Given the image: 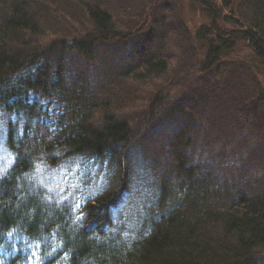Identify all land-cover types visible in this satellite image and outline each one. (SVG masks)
I'll list each match as a JSON object with an SVG mask.
<instances>
[{
	"label": "trees",
	"instance_id": "trees-1",
	"mask_svg": "<svg viewBox=\"0 0 264 264\" xmlns=\"http://www.w3.org/2000/svg\"><path fill=\"white\" fill-rule=\"evenodd\" d=\"M185 1L0 0V264H264V0Z\"/></svg>",
	"mask_w": 264,
	"mask_h": 264
},
{
	"label": "rangeland",
	"instance_id": "rangeland-1",
	"mask_svg": "<svg viewBox=\"0 0 264 264\" xmlns=\"http://www.w3.org/2000/svg\"><path fill=\"white\" fill-rule=\"evenodd\" d=\"M164 6H166L169 10V13H172L176 16H178V19L176 20L175 18L171 17V16H167L164 18V21L167 22V24L169 25L168 28L170 27H173L174 25H176V21H179V24L181 25V22L183 23V25L181 26L180 28V32L182 33L183 30H184V26L185 28L187 29L188 26H191L193 27L196 23L200 24V20L203 16V10L198 8L197 9V6L194 4V3H189L185 0H163V2H161ZM168 13V14H169ZM178 24V25H179ZM86 26H88V24H85ZM208 25H211V20L210 18H207L206 22L204 24H202V26H208ZM89 28V27H87ZM205 31V30H204ZM187 34H189L188 30H187ZM173 39V36L171 35L170 38H169V49L167 50V52H177V47H175L172 43H181V40L178 39L177 37H175L172 42L171 40ZM187 39H190L191 42L186 44V43H183L181 45V48L185 47L186 45V51H184L185 49H182L183 53L185 54V57L186 59L190 56V58L192 56H196V54L198 53V46L197 44L195 43L194 39H193V36L189 37V38H186L185 40ZM184 40V41H185ZM200 44V42H199ZM177 50V51H176ZM181 56L180 53L176 54L175 56H170L169 59V63L172 65V67L168 70V72L165 74V75H162L161 77H154V78H151V79H148L147 81H145V84H142L140 86V89H141V92L137 95V97L140 99H143V98H147L148 96L152 95L155 99L152 101H149L148 103L150 104H154L156 99L158 97H162L163 94L165 93L163 90L165 88H161L160 87L162 85H164L165 81L168 79V80H173V79H177L175 77H177L180 73V70H181V67H185L187 63H189V60L187 59L185 65H183L181 63V61L178 60V58ZM108 64V63H107ZM189 66H192V65H189ZM119 66H116L114 68V70L116 71L118 69ZM225 75L227 74L226 72H224ZM206 77H214L216 78L212 73L211 74H208V75H205ZM183 79L182 76L179 77V79L177 81H175V84L176 86L178 84H180L181 80ZM224 79V78H223ZM231 80V79H230ZM129 83V82H128ZM114 86V85H113ZM130 86L128 85V87L126 86L124 89H123V92L125 93H129L131 92V89H129ZM123 93V96H125L126 94ZM145 96V97H144ZM109 99V98H108ZM109 102L112 103V106L111 108L113 107H116L114 102H112L110 99H109ZM137 104H139L138 102H135ZM126 108L125 109H119V110H114L112 109L113 113H115L117 116H127L128 118H130V115H134V114H138V115H141L140 117H137V122L141 123V126H147L146 123H150L151 121H148V113H149V106H147L145 109H139V108H136V109H132L128 106V104H126ZM162 108V107H161ZM160 108L159 112L163 115H165L166 117H168L169 115H167V110L165 111V113H162V109ZM56 112H52V116L50 117V124L52 126V129L55 130V123H56V114H57V110H55ZM228 111L231 113V108L230 106H228ZM161 116V117H162ZM152 123V122H151ZM150 123V124H151ZM146 130V129H145ZM206 152V148L205 146H201V148L197 149L196 150V153H197V156H193L192 158H199L200 156L198 155H203L204 153ZM117 153V152H116ZM161 152H156V154H160ZM163 156V155H161ZM163 157H166V160L167 161V155H164ZM200 162V161H199ZM202 166H205V164L203 163ZM235 167V166H234ZM204 168V167H203ZM253 172V171H252ZM230 173V172H229ZM231 175L235 176L234 178L236 179L237 177H239V175H242V174H239V167H238V173H234V172H231ZM254 176H257L259 178H262L258 175V173H254L253 174ZM226 178V179H225ZM225 178H222L224 181H227L228 183H232L231 179L229 178V175L226 174L225 175ZM219 180V179H218ZM220 181V180H219ZM226 183L224 184V186L227 188V193H230V185ZM264 184V180L263 179H259V184L257 187H255V191L258 192V189L260 187V185H263ZM252 185L254 184H251L250 186L253 187ZM261 191H259L260 193H263L264 192V185L260 188ZM258 192V193H259ZM259 193V194H260ZM48 200V199H47ZM60 198L57 197L56 200H54L53 202H57L59 201ZM121 210V209H120ZM163 217V216H161ZM108 231V229H107ZM259 253V252H258Z\"/></svg>",
	"mask_w": 264,
	"mask_h": 264
},
{
	"label": "bare ground",
	"instance_id": "bare-ground-1",
	"mask_svg": "<svg viewBox=\"0 0 264 264\" xmlns=\"http://www.w3.org/2000/svg\"><path fill=\"white\" fill-rule=\"evenodd\" d=\"M53 130V129H52ZM55 131V130H54Z\"/></svg>",
	"mask_w": 264,
	"mask_h": 264
}]
</instances>
